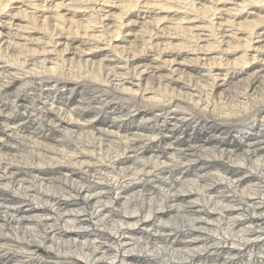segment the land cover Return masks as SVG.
Listing matches in <instances>:
<instances>
[{
  "label": "bare ground",
  "instance_id": "bare-ground-1",
  "mask_svg": "<svg viewBox=\"0 0 264 264\" xmlns=\"http://www.w3.org/2000/svg\"><path fill=\"white\" fill-rule=\"evenodd\" d=\"M34 2L39 6L44 0ZM68 2L48 0L36 30L15 38L14 43L25 46L23 51L34 53L31 66L42 62L55 71L61 56L64 61L87 62L99 72L97 86L109 87L111 77L103 79L105 68L120 76L121 65L127 64L133 76L118 81L123 94L137 99L143 95L153 104L122 125L103 119L96 122L99 128L89 125L92 134L86 136L85 153L76 156L75 145L64 137L79 126L49 111L44 119L55 121L58 128L49 124L38 129V122L23 113L41 102L18 92L20 80L0 92V160L19 161L0 168V185L8 186L0 187V246L11 249L0 256V264H155V258L144 253L156 249L161 255L165 249L189 250L193 254L188 264H262L256 253L264 252V125L259 123L264 117V24L252 22L247 13L225 19L224 10L231 8L227 0H216L215 6L214 0H183L192 5L188 11L172 7L171 0H140L160 7L136 8L120 19L106 15L102 30L86 9L72 12L62 6ZM5 3L8 0H0V19H10L16 31L26 28L27 6L10 7L9 18ZM50 6L56 15H48ZM105 7L119 16L112 4ZM129 20L137 22L129 25ZM121 23L124 26L117 27ZM10 31L0 26V45L6 47ZM109 32L115 33L111 39ZM205 73L217 78L213 99L223 102L225 85L240 101L241 92L254 96L257 120L211 129L222 136L193 132L190 122H182L181 109L198 99L189 78L206 88L201 79ZM153 88L190 99L174 96L162 104ZM76 102V97H56L55 107L70 108ZM154 135L159 139L152 140ZM20 137L30 142L21 144ZM170 217H175L173 223L166 220ZM181 218L189 223L173 228ZM45 230L44 247L15 239ZM212 233H230L251 243L232 247L241 241L219 243L220 235Z\"/></svg>",
  "mask_w": 264,
  "mask_h": 264
},
{
  "label": "clouds",
  "instance_id": "clouds-1",
  "mask_svg": "<svg viewBox=\"0 0 264 264\" xmlns=\"http://www.w3.org/2000/svg\"><path fill=\"white\" fill-rule=\"evenodd\" d=\"M216 0H214L215 6ZM231 4V8H226L225 19L235 20L237 14L247 13V17L251 18L252 22L258 21L264 24V0H227ZM20 8L27 6L28 11L23 13L25 19H30L29 25L20 30L16 31L14 25L10 19H0V26L9 28V39L5 41V45H0V60L4 63L0 64V92H3L4 88H7L14 81L20 80V84L17 86V90L20 94L24 95L25 98H31L33 102L39 100L40 106H36L33 103L23 115L28 116L30 120L37 123V128L47 127L49 124L58 128L55 121H49L44 119V115L53 111L56 112L59 119H68L73 125L79 126V131L73 132L71 136H66L64 139L68 140L70 144L75 145L74 155L79 156L85 153L87 146L86 136L91 135L88 131L89 125H96L97 121L103 119L105 123L109 125H122L124 121H130L131 117L134 116L142 107L152 106L153 102L147 100V98L141 95L140 99H137L135 94L124 95V88L122 83L118 84V81H125L129 77L133 76V72L128 68L127 64L121 65L123 73L120 76L116 75V72L105 68V75L103 79L111 77L109 87H99L98 71H93L92 66L85 63H79L77 61L68 60L64 61L61 56L59 63L55 65L56 70L53 71L51 68L44 66L42 62H36L37 68H33L29 62V57L34 55L31 52L23 51L24 45L14 43L16 37L21 35L22 31H34L36 30L37 21L42 18L45 14V5L48 4V0H44V3L37 6L34 0H18ZM112 4L113 7L119 12V16H116L114 12L109 11L105 6ZM69 9V11L75 12L82 8L86 9L92 14V19L97 22V27H101L103 30V21L107 16H112L115 19L126 17L129 12L139 8L141 11H147L151 8H159L160 5L144 4L140 0H69L67 4L62 5ZM171 6L177 10L188 11L192 8V5L185 4L183 0H171ZM12 7L11 0L4 4V12L7 17L12 18L13 12L8 11ZM15 11V9H14ZM48 15H56L57 9L55 7L47 8ZM199 18V17H198ZM248 18L245 22H249ZM136 20H129L128 24H135ZM121 23L117 27H123ZM234 27L238 28L239 24ZM40 30H45L41 28ZM61 35L65 33H60ZM74 34V33H73ZM115 33L109 32V39L113 38ZM37 42L38 41H30ZM20 49V53L17 54L13 51L10 54L9 50ZM133 55L137 54L133 52V49H129ZM79 59V58H78ZM99 68V65H96ZM10 69H15L12 71ZM36 77H39L38 79ZM177 79H180L177 74ZM193 80L196 87L198 99L193 100L192 103L181 110L185 115L181 118L182 122H190L193 132L199 129L201 132H207L209 136H222L223 132L217 134L211 129H214L218 124H248L257 120L259 113L255 111L257 104L255 103V97L249 96L246 92H241L240 95L244 96V100L240 101L239 98L232 97V88L229 85H225L226 96L223 102L219 101V98L213 99L211 92L213 87L217 83L216 76L211 73H205L201 79L205 81L207 87L205 88L199 81ZM189 79L184 80V84H189ZM225 77H221L224 80ZM260 87L264 89V81L261 82ZM155 94L162 97L160 103L169 104L171 99L179 97L181 100H188L190 97L187 95L181 96L178 92L169 94L163 88L151 89ZM47 93L45 96L44 93ZM56 97H60L64 101H71L73 97H76V104L73 107L57 108L55 107ZM251 101V103H249ZM18 106L14 108L12 114L18 112ZM40 113V115H37ZM142 119V118H141ZM134 123V121H132ZM143 122V120H142ZM259 123L264 125V117L259 118ZM99 128V125H96ZM139 139V137H137ZM152 140L159 139V135L151 137ZM21 144H28L30 141L26 138L20 137ZM264 147V145H262ZM30 154H35L34 150ZM247 156V154H245ZM242 161H245V157H240ZM250 159V157H248ZM12 162H19L18 160L9 161L7 158L0 160V168L4 164H10ZM33 167H39L38 164H32ZM244 167H248V163H244ZM254 167V165H253ZM264 176V173L261 174ZM0 187H8L7 185H0ZM227 207V205L223 206ZM219 211V208L215 209ZM189 221L186 218H181L179 222L172 225L173 228L181 229ZM127 227H135V225H126ZM47 230L44 232H36L33 234L29 231L24 236H15V239L22 241L24 244H38L42 247L45 245L47 238ZM212 235H220L219 243H227L229 239L234 241H241L240 243H233L232 247H242L244 244L251 243L250 240L242 239L240 236H233L230 233H212ZM264 238V237H260ZM259 239V238H258ZM0 256L6 255L7 251L4 246H0ZM52 251H57L56 248H52ZM197 249L196 251H201ZM161 249L156 250H145V255L151 258H155V264H188L192 256V252L189 250L177 251L172 249L163 250L161 255ZM59 255H73L75 253H62L58 252ZM262 264H264V252L256 253ZM16 264H20L19 261Z\"/></svg>",
  "mask_w": 264,
  "mask_h": 264
},
{
  "label": "rangeland",
  "instance_id": "rangeland-1",
  "mask_svg": "<svg viewBox=\"0 0 264 264\" xmlns=\"http://www.w3.org/2000/svg\"><path fill=\"white\" fill-rule=\"evenodd\" d=\"M16 5H18V4H13V5H12V8L16 7ZM125 37L128 38V39H132V38H133L132 35H126ZM190 178H191V177H190ZM185 184H186V183H185ZM244 189H245V188H244ZM246 190L248 191L247 188H246ZM174 218H175V217H174ZM174 218H171V217H170V218H167L166 220H168L169 222L172 220L171 222L173 223ZM171 222H170V223H171Z\"/></svg>",
  "mask_w": 264,
  "mask_h": 264
}]
</instances>
